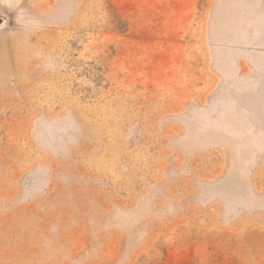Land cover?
Here are the masks:
<instances>
[{
  "label": "rangeland",
  "instance_id": "374dc122",
  "mask_svg": "<svg viewBox=\"0 0 264 264\" xmlns=\"http://www.w3.org/2000/svg\"><path fill=\"white\" fill-rule=\"evenodd\" d=\"M0 264H264V0H0Z\"/></svg>",
  "mask_w": 264,
  "mask_h": 264
},
{
  "label": "trees",
  "instance_id": "16d2710c",
  "mask_svg": "<svg viewBox=\"0 0 264 264\" xmlns=\"http://www.w3.org/2000/svg\"><path fill=\"white\" fill-rule=\"evenodd\" d=\"M115 29H117V30H124L125 29V26H124V24H121V25H119V26H115Z\"/></svg>",
  "mask_w": 264,
  "mask_h": 264
}]
</instances>
